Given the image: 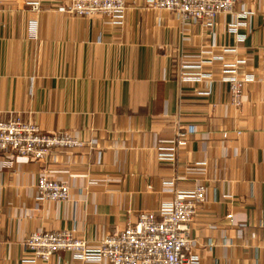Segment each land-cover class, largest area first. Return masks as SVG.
I'll use <instances>...</instances> for the list:
<instances>
[{"label": "crops", "instance_id": "1", "mask_svg": "<svg viewBox=\"0 0 264 264\" xmlns=\"http://www.w3.org/2000/svg\"><path fill=\"white\" fill-rule=\"evenodd\" d=\"M67 4L0 0V120L84 142L35 164L0 155V264H22L30 231L68 230L94 245L158 209L169 189L195 184L205 187L188 233L197 264H264V0H237L247 14L235 32L226 13L203 25L145 0H124L116 19L66 14ZM226 48L245 79L238 109L219 76ZM180 61H200L209 78L177 82ZM176 117L195 133L172 161L159 159ZM41 170L68 184L66 200L36 198ZM77 262L59 251L35 264Z\"/></svg>", "mask_w": 264, "mask_h": 264}, {"label": "built area", "instance_id": "2", "mask_svg": "<svg viewBox=\"0 0 264 264\" xmlns=\"http://www.w3.org/2000/svg\"><path fill=\"white\" fill-rule=\"evenodd\" d=\"M237 0H145L147 8L174 14L181 23L211 25L220 13L229 14L233 23L230 32H235L236 18L246 12L234 11ZM30 11L38 10L36 3L28 4ZM124 8V0H68L63 11L66 14L87 18L105 16L116 19ZM223 53L233 54L231 60L220 69V79L227 89L228 103L238 109L241 105L242 86L245 79L239 75L240 61L234 49L226 48ZM221 59V58H220ZM200 61H180L176 68L177 82L206 81L209 75L200 72ZM201 94L209 95L204 88ZM195 133L192 126H183L176 117L170 140L158 141L156 147H167L169 153H159L158 158L172 161L174 152L184 150L188 138ZM221 133L220 138L225 139ZM84 142L68 133H45L31 121L13 117L0 120V155L7 161L22 163L42 162L52 150L72 151L82 148ZM170 184V182H169ZM36 198L48 201H64L69 187L64 181L41 170L35 180ZM171 197L161 203L155 211L142 210L136 220L115 232L105 234L96 244L73 236L68 230L30 231L22 241L21 263L46 262L53 254L69 253L76 264H197L195 243L188 237L196 209L205 201V187L195 184L189 189H169ZM229 219L231 215L225 214Z\"/></svg>", "mask_w": 264, "mask_h": 264}]
</instances>
